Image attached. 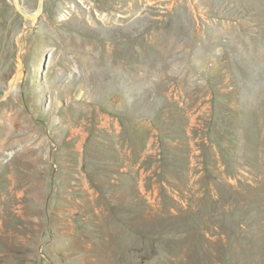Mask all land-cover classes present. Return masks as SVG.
I'll return each mask as SVG.
<instances>
[{
  "label": "rangeland",
  "instance_id": "rangeland-1",
  "mask_svg": "<svg viewBox=\"0 0 264 264\" xmlns=\"http://www.w3.org/2000/svg\"><path fill=\"white\" fill-rule=\"evenodd\" d=\"M0 264H264V0H0Z\"/></svg>",
  "mask_w": 264,
  "mask_h": 264
},
{
  "label": "water",
  "instance_id": "water-1",
  "mask_svg": "<svg viewBox=\"0 0 264 264\" xmlns=\"http://www.w3.org/2000/svg\"><path fill=\"white\" fill-rule=\"evenodd\" d=\"M41 1V6L40 9L37 13L35 14H29L27 12H25V10L23 9V7L21 6V1L20 0H15V6L17 8V10L26 18L28 19H33V18H37L39 17V15L41 14V11L43 9V2L44 0H40Z\"/></svg>",
  "mask_w": 264,
  "mask_h": 264
}]
</instances>
